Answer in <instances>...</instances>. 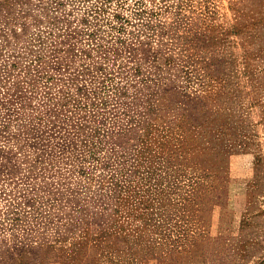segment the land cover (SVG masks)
<instances>
[{
    "label": "rangeland",
    "instance_id": "obj_1",
    "mask_svg": "<svg viewBox=\"0 0 264 264\" xmlns=\"http://www.w3.org/2000/svg\"><path fill=\"white\" fill-rule=\"evenodd\" d=\"M0 90L9 131L23 105L53 140L76 132L3 182L2 215L23 188L53 213L0 224V264L48 238L32 264H264V0H0Z\"/></svg>",
    "mask_w": 264,
    "mask_h": 264
},
{
    "label": "trees",
    "instance_id": "obj_2",
    "mask_svg": "<svg viewBox=\"0 0 264 264\" xmlns=\"http://www.w3.org/2000/svg\"><path fill=\"white\" fill-rule=\"evenodd\" d=\"M12 65L17 66L18 62L13 61L11 63ZM1 71H6L8 74V80H11V77H14L15 75H12L11 69L9 65L4 63L1 67ZM21 82L16 80L15 85L13 87L14 90H18V87H21ZM0 93H3L0 90ZM3 102H0V105ZM8 107V106H5ZM24 106L21 105L15 110V115L17 116V130L15 131H9L10 128V121H11V115H6L5 119H2L0 121V194L7 195L5 191V187L3 186V182L7 179L13 180L15 179V176L17 173H28L30 176H37V173L39 174V171L46 166L41 165L43 163V160L45 158H48L49 162L48 164L55 162V159L59 158L60 156L57 155V150H60L61 152H64L66 150H73L75 148V140L73 135L76 132L67 131L68 133H65V130H63V134L61 136L68 137V141H61L60 139L53 140L52 138H55L54 133L49 131L48 133L44 134L39 131L38 126L33 123V119L26 116L21 108ZM14 110V108H13ZM8 114V112H6ZM32 122V125L28 122ZM53 125V124H52ZM29 130V131H27ZM30 134L31 140L27 142V134ZM68 135H71V138H69ZM23 136H25V140H23ZM72 147V149H71ZM34 153H32L31 152ZM55 158V159H54ZM67 163V162H66ZM37 168H40L39 170ZM34 173V174H33ZM150 175H153L154 172L152 170L149 171ZM17 179V178H16ZM8 181V180H7ZM16 183V181H14ZM161 187V190L158 192V196L165 192L166 186L173 187L175 186V183H172V181L169 179L167 182L164 183L163 186L158 185ZM39 189V188H37ZM3 191V192H2ZM193 189L190 187L186 193L182 196L184 200L187 202L191 199L193 195ZM20 200H16L17 203L14 204L13 200L15 197V192H12V195L9 193L10 197H7L8 203H6V206L3 207V214L0 213V224L5 226L6 228L13 227L18 228L21 231L22 235H25L33 230L35 226L37 228L42 224V221L46 217L49 222H51L50 214L53 213L51 210H45L41 206L38 205V202L40 204L43 203V200H40V194L38 192V195H32L30 194L29 188H23L22 191H19ZM116 192L113 194V197L116 196ZM160 198V197H159ZM25 199L26 204H30V209H24L25 213H29L30 219L34 220L35 222H28L23 220L22 214L20 213V208L22 207L21 203L22 200ZM113 200H115L113 198ZM186 203L183 204L185 207ZM154 205L152 204L151 207ZM50 209V208H48ZM26 210V211H25ZM45 210V211H44ZM23 212V214H25ZM33 214H36L39 216H32ZM50 215V216H49ZM65 224V223H64ZM63 224V225H64ZM89 227H86V230H88ZM91 236L89 239L93 241L94 244H99L102 240H104L106 237H111L113 235L112 232H107L106 229H102L99 225L97 228L96 233H94V230H91ZM58 236L60 237V233H58ZM86 239V235H84ZM125 237V235H123ZM122 238V236H121ZM23 243V240H14L13 245H10L7 247V249L3 252L9 257V262L14 264H32V263H41L42 261H48L47 258H43L44 253L51 252L55 244L50 242V239L48 238L44 242L42 240L39 241L41 244L37 247H43L42 252H38L33 250L35 247L34 245H21ZM21 245V246H20ZM36 248V247H35ZM145 254L149 253L148 248L144 249ZM153 253V252H152ZM170 252L165 251L164 253L159 254V258H165L167 255H169ZM43 254V255H42ZM48 256V255H46ZM176 258V257H175ZM178 258V257H177ZM176 258V259H177ZM175 259V260H176Z\"/></svg>",
    "mask_w": 264,
    "mask_h": 264
}]
</instances>
